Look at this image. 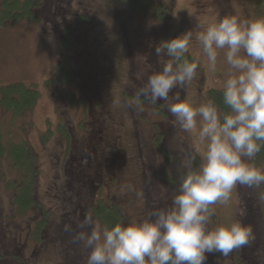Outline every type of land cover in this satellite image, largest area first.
<instances>
[{"label": "trees", "instance_id": "1", "mask_svg": "<svg viewBox=\"0 0 264 264\" xmlns=\"http://www.w3.org/2000/svg\"><path fill=\"white\" fill-rule=\"evenodd\" d=\"M71 1L2 0L0 4V18L5 20L4 23L19 22L24 19H27L30 23H40L42 20L49 19L58 14L73 12L74 18L72 22H68L65 28H62L58 38L61 54L54 74L49 78L47 84L51 88H56L57 91H60L63 100L66 97L75 103L78 100L74 97V93L71 92L72 83L79 82V85L82 84L80 87H83L84 90H89L85 81L93 73L95 85L97 87L100 86L101 81L98 85L96 84L99 80L97 81L94 75L96 71L91 68L93 62L97 60L103 63L99 71L104 73L106 79H112V69L108 54L107 56L95 54L99 53L102 39L99 38V40L95 41L92 37L87 38L85 36V28L92 19V16L90 14L87 15V12H85V10H88V0H80L77 6L79 9H76L74 3ZM101 2L107 3L116 12L124 30L128 22L141 19H149L153 24L155 23V28H158V32L150 39L149 52L146 54L147 61L145 67L147 71L144 77L140 76L138 70L140 60L134 50L132 37L129 36L128 41L125 43L130 49L128 71L134 83L132 86L130 83L124 86L122 98H131L134 96L136 90L147 81L149 75L161 67L158 63L159 58L155 54V45L161 40L171 39L176 36V34L170 33V29L173 27L170 20L175 9L174 0H101ZM262 2L264 3V0ZM192 57L191 54H188L189 60ZM86 62L92 64L91 67L88 66L89 71L87 73L83 71ZM86 74L88 76H85ZM107 85L110 88H107L106 91L100 90L101 97L97 94L98 89H92L94 93L93 97L96 98L93 100H97L96 104H100L101 114L103 115V119H105L100 130L90 128L89 132L86 130L83 133L84 135H77L75 140H73V134L76 135L79 132L76 130L73 133V124H68V126H72V130L70 131L67 126L68 132L64 130L62 133L63 141L57 142V145L63 146L67 151L66 166L64 168L67 169L65 173L66 182L63 185L66 187H63V189H59L62 186L56 188L57 196L58 193L61 194L63 205L70 208L67 212L70 215L66 216L67 218H63L62 211L54 212L50 208L45 209L44 204L38 198V178L41 165L37 150L25 139L16 141L6 137L2 132L3 127L0 125L2 129H0V168L2 169L3 177L10 176L8 175L9 172L14 174L10 176L7 182V187L13 191L11 204L15 208L14 214L16 217L18 215H28L34 218V225L30 226L27 234L33 235L34 238L41 241V244L48 246L50 242H54V244H59L61 241L64 242L62 243L64 251H61L64 262H61V264H86L89 250L85 249L81 242L74 239L75 233L81 230L79 225L86 214H91L95 221L100 220L102 225L108 226L120 220L127 222L131 218L122 200L116 199L113 196H109L108 198L99 197L98 189L100 185L109 181L119 180L120 178L115 174L114 170H117V167L121 168L127 162L125 160L127 154L125 153L126 150L122 138L126 125L117 120L118 112L116 108V112L112 108L111 102L112 99L113 101L115 99L111 96L114 88L110 79H108ZM184 90L185 87L184 89L180 88L174 91L179 92L180 97L183 98ZM2 92L3 97L0 100V106L7 110L9 114L12 113L13 119L23 116L29 117L39 97V91L36 88L28 87L23 83H14L4 88ZM79 92L85 94L83 89H79ZM209 98L214 99L221 109L227 111V108L223 105V89H213L210 92ZM148 103V101H144L143 107ZM91 104L94 105L93 103ZM152 107L156 110V114L149 119V124L153 128L150 142L153 155L158 162V166L154 169L160 175L163 174L166 177L165 183L169 182L177 186L176 191H178L180 176L184 171L181 166L182 161L186 153L191 151L192 146L190 143L185 142V137L174 127V118L168 112L165 102L157 101V103L152 104ZM129 109L134 118L132 122L136 124L138 132L141 133L144 120H140L137 116L135 119V112L138 110ZM115 117L119 125L115 122ZM161 119H163L162 122L159 121ZM52 132L51 129L48 134H44L42 141L43 137H48ZM69 133H71V136ZM139 140L143 141V139ZM143 145H145L144 141ZM137 148L138 154L135 160L138 162L140 179L146 194L144 215L152 209L170 207L175 193L172 194V197L169 195L168 197L170 198L166 200H164V194H162L158 202L159 208H157L158 206L150 192V181L145 177L148 169L145 158L146 153L145 151L142 153L139 142ZM194 163L195 165L199 164V157H197ZM254 163L257 167L264 168V148L255 156ZM263 188L264 185L258 189L248 187L242 189V186H240V190L244 191V194L242 192L241 195L245 213L242 220L252 226L255 238L248 245L234 249L225 258L228 264H264V227L262 224L263 212L261 205L264 204V200L260 198L264 194ZM52 212L56 215L53 223L49 220ZM63 212L65 213V211ZM215 217L216 215L214 214L211 226H214L212 222ZM52 230L55 231V234H52ZM85 230L90 229L86 227ZM23 248L24 245L21 243L20 246L18 242L17 245L15 244V250H5L4 254H0V263H5L6 259H14L13 262L15 264L30 263V258L26 259L23 256ZM39 249L42 250V247ZM37 253L39 255V251H33V255L38 256ZM218 260H220L218 252L209 253L206 256L204 264H221Z\"/></svg>", "mask_w": 264, "mask_h": 264}, {"label": "clouds", "instance_id": "2", "mask_svg": "<svg viewBox=\"0 0 264 264\" xmlns=\"http://www.w3.org/2000/svg\"><path fill=\"white\" fill-rule=\"evenodd\" d=\"M195 28V40L213 70L219 53H224L229 66L222 84L227 111L214 99L196 103L174 91L191 82L200 67L201 56L188 59L192 31L155 45L159 70L133 97L114 103L142 111L144 101H163L174 127L195 143L182 161L184 171L170 207L111 226H101L91 214L84 216L74 239L89 250L86 264H204L207 254L227 257L255 238L252 226L242 219L215 226L211 221L213 206L227 204L238 185H264V168L254 163L264 148V16L242 19L229 14L198 21ZM197 157L200 163L195 165ZM124 191L143 196L132 184L121 186ZM260 198L264 200V194ZM244 215L241 210L239 216Z\"/></svg>", "mask_w": 264, "mask_h": 264}, {"label": "rangeland", "instance_id": "3", "mask_svg": "<svg viewBox=\"0 0 264 264\" xmlns=\"http://www.w3.org/2000/svg\"><path fill=\"white\" fill-rule=\"evenodd\" d=\"M79 1H71L76 9H79L77 7ZM87 5L88 10H85V12H87V15L90 14L92 19L85 28V36L87 38L92 37L95 41L99 40V38L102 39L99 53L95 54L104 56L108 54L110 56L109 63L112 69V79H108L111 80L114 88L111 96L115 100H123L124 86L127 83L132 86L134 83L128 71L130 49L125 43L128 41V37L131 36L134 50L140 60L138 70L140 76L144 77L147 71L145 67L146 54L149 52L150 39L158 32V28H155V23L153 24L149 19H141L128 22L124 30L116 12L107 3L101 2V0H88ZM174 7L173 16L170 20L173 27L170 29V33L178 36L188 30L192 31L193 39L189 54L201 56L197 75L185 86L183 98L188 97L199 103L209 98L213 89H222L223 81L227 78L229 72V66L224 61L223 51L219 53L215 70L208 65L206 57H203L201 49L195 40L197 31L195 26L198 21L219 19L229 14L237 15L242 19L264 16V3L262 0H174ZM73 18V12L58 14L49 19H44L40 23H30L27 19L19 22L4 23L5 20L0 18V100L3 97V89L14 83H23L39 91L36 106L29 117L23 116L13 119L12 113L9 114L7 110L0 106V125L4 131L0 129L6 137L16 141L25 139L37 150L41 165L38 178V198L44 204L45 209L50 208L54 212L62 211L63 218H67L70 215V213L67 214L70 208L63 205L61 194L58 193L57 196L56 188L59 186H62L59 189L66 187L63 185L66 182L65 173L67 169L64 168L66 166L67 151L63 146L57 145V142L63 141L62 133L67 130L68 124H73V133L76 130L79 132L76 135L73 134V140H75L77 135H84L83 133L86 130L89 132L90 128L100 130L105 119H103L101 114L100 104H96L97 100H93L96 98L93 97L92 89H98L97 94L101 97L100 90L106 91L107 88H110L107 85L108 79L104 77V73L99 71L103 63L97 60L93 62V66L91 63L86 62L83 71L87 73L89 71L88 66H92L91 68L96 71L94 75L97 81L99 80L96 84L98 85L101 81L100 86L97 87L95 85L93 73L85 81L89 90H84L83 87H80L82 84L79 85V82L72 83L71 92L74 93V97L78 100L75 103L66 97L63 100L60 91H57L56 88H51L47 84L49 78L54 74L61 54L58 38L62 28H65L68 22L71 23ZM85 76H88V74ZM79 89H83L85 94L79 92ZM111 104L114 112H116L115 108L118 112L117 120L126 125L122 138L126 150L125 153L127 154L125 158L127 162L121 168L117 167V170H114L115 174L119 176V180L109 181L100 185L98 189L99 197L108 198L113 196L116 199L118 198L126 205L128 215L131 218L142 217L144 216L146 194L140 179L138 162L135 160L138 154V142L141 145L142 153L144 151L146 153L145 158L148 169L145 177L150 181V192L158 206L157 208H159L158 202L161 195L164 194V200L170 198L168 197L169 195L172 197V194L176 193L177 186L169 182L165 183L166 177L163 174L160 175L154 169L158 166V162L153 155L150 142L153 128L149 124V119L156 114L152 103H148L143 107L142 111L138 110L135 112V119L137 116L140 120H144L141 133L138 132L136 124L132 122L134 118L129 108L123 106V104L120 106L114 105L113 99ZM114 120L118 123L116 117ZM162 120L159 121L162 122ZM32 124L33 126L31 127ZM68 128L70 131L72 130V126H68ZM51 129L53 131L52 134L46 138L43 137L42 141V136L48 134ZM69 134L71 136V133ZM182 135L185 137V142L190 143L191 146L195 143L194 138H189L187 135L186 138L183 133ZM138 138L143 139L145 145ZM8 175L13 176L14 174L9 172ZM108 175L111 176L110 173ZM10 176L3 177L2 169L0 168V254H4L5 250H15V244L17 245L19 242L20 246L21 243L24 245L23 256L31 260L28 264H61V262H64L61 254V251H64L62 244L64 242L61 241L59 243L57 241L59 244L50 242L48 246L41 244L40 240L34 238L33 235L27 234L30 226L34 225V218L28 215L15 216V208L11 204L13 191L7 187ZM127 184H132L136 191L142 192V198H137L135 192H121V186ZM243 188L245 186H242ZM242 192L244 194V191L240 190L238 185L233 191L232 199L227 204L217 203L213 206L216 215L212 222L214 226L221 221L243 218L239 216L240 211H244ZM261 205L263 212L262 224L264 227V204ZM55 216L52 212L49 216L50 222L53 223ZM98 222L101 226H104L100 220ZM52 234H55L54 230H52ZM41 247L42 250L39 249ZM33 251H39V255L38 253V256L33 255ZM225 258V256L220 254L218 262L228 264ZM13 260L6 259L5 263L0 264H15Z\"/></svg>", "mask_w": 264, "mask_h": 264}]
</instances>
